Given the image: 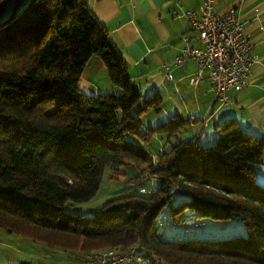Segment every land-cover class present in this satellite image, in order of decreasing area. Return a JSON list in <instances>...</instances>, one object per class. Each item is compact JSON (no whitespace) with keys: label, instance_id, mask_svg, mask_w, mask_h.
<instances>
[{"label":"trees","instance_id":"1","mask_svg":"<svg viewBox=\"0 0 264 264\" xmlns=\"http://www.w3.org/2000/svg\"><path fill=\"white\" fill-rule=\"evenodd\" d=\"M96 54L120 93L81 89ZM163 105L160 90L146 95L133 83L89 0L17 7L0 22V226L84 254L140 243L163 264H264V186L256 170L264 137L235 118L210 138L190 133L191 122L179 115L145 129L140 115ZM156 136L165 143L155 156L147 145ZM123 166L142 171L134 182L159 185L112 198L92 216L68 209L69 201L98 193L106 170L118 178ZM188 213L206 222L240 216L248 233L165 240L162 226L182 224Z\"/></svg>","mask_w":264,"mask_h":264},{"label":"crops","instance_id":"2","mask_svg":"<svg viewBox=\"0 0 264 264\" xmlns=\"http://www.w3.org/2000/svg\"><path fill=\"white\" fill-rule=\"evenodd\" d=\"M202 0H89L91 10L106 25L113 40L129 64L133 83L146 85L147 93L160 90L164 97L165 117L177 115L189 119L190 133L203 130L208 138L227 118H235L241 127L264 137V0H216L218 12L236 7L256 42L258 60L253 64L248 85L231 90V102L219 106L217 96L206 81L189 83L198 69L197 61L173 63L193 36L185 12L198 9ZM258 16L257 18H254ZM192 44L199 40L192 39ZM170 62V67L164 65ZM140 69L143 71L141 72ZM145 70V71H144ZM173 78H169V74ZM183 104H182V103ZM264 177V164L259 167Z\"/></svg>","mask_w":264,"mask_h":264},{"label":"rangeland","instance_id":"3","mask_svg":"<svg viewBox=\"0 0 264 264\" xmlns=\"http://www.w3.org/2000/svg\"><path fill=\"white\" fill-rule=\"evenodd\" d=\"M26 1L27 0H22L19 6H16L18 3L16 4L15 0L0 1V22H3L14 13L17 7L20 9ZM234 8L237 10L236 7ZM244 22L247 24L248 21L244 20ZM140 71L143 72L141 69ZM193 74L189 78V83L191 85H193L191 83ZM80 87L84 92L92 95H98L100 92H121L120 88L115 86L110 80L108 67L97 54L94 55L86 65L82 74ZM148 88L144 84L141 87L146 95L150 94L146 91ZM140 117L144 121L145 129H148L149 125L155 126L169 119L165 117L163 110L158 111L154 108H150L146 113L140 115ZM183 134L184 137L187 138V134L185 132ZM164 143L165 141L162 137L156 136L150 141L147 147L156 156L159 150L163 148ZM259 167L260 166L256 169L258 170V178L260 179L258 182L264 186V177L261 176L262 172ZM141 172L142 171L134 166H123L120 176L118 178H111L110 169L106 170L98 193L87 202L69 201L68 209L83 213L87 216H92L95 210L102 207L112 198L125 194L138 193L142 185L149 191L151 188H156L159 185V181L155 178L145 179L142 183L134 182L131 179V177L141 174ZM161 232L165 240L174 239L175 236L176 239L181 240L182 237L200 239L230 238L236 235L246 236L248 230L244 220L240 216L234 217L228 221L207 219L206 222L188 213L187 220L184 223L178 225L168 223L166 227L162 226ZM115 247L117 246L103 249H113ZM90 252L84 254V251L76 249L70 250L61 247L56 248V246L52 247L42 241H36L24 235L11 233L0 226V264H86L87 255ZM139 254L144 256L143 252Z\"/></svg>","mask_w":264,"mask_h":264},{"label":"built area","instance_id":"4","mask_svg":"<svg viewBox=\"0 0 264 264\" xmlns=\"http://www.w3.org/2000/svg\"><path fill=\"white\" fill-rule=\"evenodd\" d=\"M215 2L202 0L198 10L185 12L195 34L185 36L187 44L179 51L173 63L182 65L197 61L198 69L191 83L196 86L202 81L208 82L216 92L221 107L230 103L231 89L240 90L248 85L258 55L255 52L254 37L237 10L233 7L218 12ZM192 39L199 40V44H192ZM164 65L169 68L171 63L165 62ZM169 78H173L171 73ZM141 190L145 192L146 188ZM144 249L143 244L136 243L129 247L117 246L93 251L87 255L86 264H162L154 252Z\"/></svg>","mask_w":264,"mask_h":264}]
</instances>
